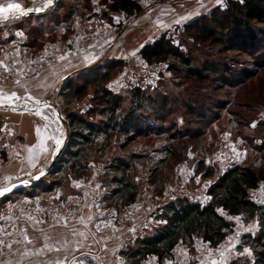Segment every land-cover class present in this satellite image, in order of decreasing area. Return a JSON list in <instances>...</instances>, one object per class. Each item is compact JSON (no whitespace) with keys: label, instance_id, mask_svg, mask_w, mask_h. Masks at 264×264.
<instances>
[{"label":"rangeland","instance_id":"374dc122","mask_svg":"<svg viewBox=\"0 0 264 264\" xmlns=\"http://www.w3.org/2000/svg\"><path fill=\"white\" fill-rule=\"evenodd\" d=\"M53 1L0 0V4L20 3L25 10L42 11L52 5L43 13L0 24V103L49 100L62 113L67 109L99 122L103 119L102 94L93 85L79 101L67 107L59 95L65 83L78 84L80 77L93 73L109 77L101 85L124 97V110L132 98L140 103L136 95L142 93L144 119L153 116L154 122L144 124L143 134L123 149L118 145L125 142L124 135L103 150V140L97 139L87 153L89 169L84 177L75 178L68 168L59 167L37 186L2 197L0 208L5 211L0 212V219H10L9 212L24 213L27 209L34 214L38 209L39 232L62 230L57 241L68 245L71 240V244L83 247L80 245L85 243L84 237L76 243L65 231L86 227L97 251L111 242L108 234L97 229L98 226L104 231L107 226L115 234L125 233L124 242L115 238L113 244H108L122 245L114 260L109 261L130 264L121 252L135 247L138 238L153 234L164 223L160 215L167 203L181 198L205 203L207 189L220 173L233 165L257 170L262 164L264 49L238 52L221 43L195 42L185 32V25L225 8L228 0H135L142 10L129 15L111 12L110 0ZM254 28L259 29L264 42V26ZM163 35L187 53L190 66H183L176 59L153 64L142 59L141 49ZM189 69L203 73V80L187 74ZM12 93L20 98H5ZM162 101L166 106L163 113L151 109L152 104ZM45 106L0 109V139L10 145L0 153V163H10L14 173L38 172L50 162L58 140L66 135L58 115L51 117ZM118 156L132 163L130 177L138 188L135 201L127 205L108 198L113 189L107 184L112 174L106 178L103 168ZM201 162L205 166L200 168ZM207 166L213 168L210 177L203 176ZM24 174L9 180L30 176ZM249 194L264 206V181ZM18 195L25 199L17 198V205L16 201L10 206L5 204L6 199ZM82 215L91 219L84 222ZM226 218L233 224L232 230L217 246L196 238L192 245L179 243L171 258L160 261L150 255L138 264L253 261V249L244 243L243 236L257 235L259 218L247 220L243 214ZM5 220H0V260L11 252L6 248L11 234ZM104 221L108 225L103 226ZM109 230L106 232L111 233Z\"/></svg>","mask_w":264,"mask_h":264},{"label":"trees","instance_id":"16d2710c","mask_svg":"<svg viewBox=\"0 0 264 264\" xmlns=\"http://www.w3.org/2000/svg\"><path fill=\"white\" fill-rule=\"evenodd\" d=\"M110 11L115 13L134 14L142 10L141 4L135 0H110ZM264 26V0H228L225 8L213 10L209 17H199L184 26L185 32L195 42L221 43L229 50L249 53L253 49H264L259 29L254 26ZM142 59L153 64L168 59H176L183 66H190L191 61L187 53L176 46L166 35L146 44L140 51ZM170 68L173 69V67ZM90 69H85L88 72ZM197 80L204 78L198 70L187 71ZM82 75V74H81ZM80 83H65L60 91L64 106L79 101L86 90L93 85L98 93H101L103 107L100 111L99 122L90 120L87 116L75 111L65 109L63 115L70 125V138L59 163L47 175H52L55 170L66 167L75 178L86 176L88 171L87 153L97 139L103 140L102 150L112 142H119L124 135L125 142L119 143L123 149L137 136L142 135L144 124L154 122L153 116H146L142 104L144 95L138 93L136 97L140 103L132 98L126 109H123V98L119 93L101 85V81L109 77L94 75L80 77ZM73 82V81H72ZM79 82V81H78ZM168 105V104H167ZM159 106V107H158ZM125 108V107H124ZM163 113L166 106L152 104L151 109ZM171 109V107H170ZM0 119V130H1ZM151 126V125H148ZM0 153H3L0 150ZM205 166L202 162L200 168ZM62 166V167H61ZM132 163L121 157H114L104 168L105 176L112 174L108 185L113 186L108 198L122 200L123 205L135 201L137 185L130 177ZM213 168L207 166L204 177H210ZM46 176V175H45ZM43 177L32 187L37 186ZM264 181V160L257 170L251 167L233 165L220 173L218 178L207 189L208 200L205 203L192 201L187 198L177 199L167 203L162 209L160 218L164 223L156 231L148 236L138 238L137 245L128 251L121 253L130 264H138L150 255H155L160 261L173 256V250L179 243L192 245L196 238H201L212 247L217 246L231 232L233 224L226 215L243 214L247 220L259 218L260 231L256 236L246 234L244 243L253 249V261L245 264H264V206L258 204L250 197V191L256 189ZM108 187V186H107ZM26 188V187H25ZM24 189V188H23ZM20 189L14 193L21 192ZM7 197V196H5ZM221 211L224 213H221ZM226 214V215H225Z\"/></svg>","mask_w":264,"mask_h":264},{"label":"crops","instance_id":"0c3cea01","mask_svg":"<svg viewBox=\"0 0 264 264\" xmlns=\"http://www.w3.org/2000/svg\"><path fill=\"white\" fill-rule=\"evenodd\" d=\"M81 67L84 66H80L79 68ZM2 141L3 140L0 139V149L7 150V147L10 145H8V143H2ZM50 159L51 156L49 160ZM32 173L35 172L23 170L17 172L15 171L14 173V171L10 167V163H6V165L0 163V185H4L6 183L14 181L9 179L17 175H30ZM17 198L20 200L25 199L22 198L21 195H18L11 199H6L4 202L5 204H8V206H10L9 204H12L11 202L14 203ZM27 200H30V198H28ZM14 204L17 205L19 204V202L16 201ZM31 208L32 206H30V209ZM2 211L5 210L0 208L1 213ZM8 216L10 219L1 218L0 220L3 221L4 219H6L4 222L8 224L7 228L9 227L8 232L11 234V237L9 238L8 247L6 248H9L11 252L10 255H8L5 259L0 260V264H105V260H107L106 264H125L123 261L118 260H116L115 262L109 261L114 260V257L117 256V250L122 245L120 244L119 247L118 245L108 244H113L115 238L122 242H124L125 239V233L122 234L121 232H118L117 234H115L113 232V229L109 230V228L106 226L108 225L109 220L102 223L103 226H106L104 231L99 229L98 226L97 229L98 232L108 234V241L111 239V242L109 241L108 244L103 245L102 249L97 251L92 246V237H90L87 233V231L89 230L86 227H84L83 229L80 228L81 231H76L75 228H68L67 230L69 231H65L70 234V237L76 243H78L77 240L79 239V237H84L85 243L83 245H80L83 247H77L75 243L71 244V240H69L68 245L62 244L60 241H57L60 236V231L62 230L52 229L48 232H39V228H37L36 223V219L38 217V209L35 210L34 214H30V211L26 209L24 210V213L15 211L9 212ZM82 217L83 221L85 219L84 222H86V220L88 219H91V217H88L87 215H82ZM108 230L111 233L106 232ZM1 240L3 239L0 238V241Z\"/></svg>","mask_w":264,"mask_h":264},{"label":"water","instance_id":"95a60500","mask_svg":"<svg viewBox=\"0 0 264 264\" xmlns=\"http://www.w3.org/2000/svg\"><path fill=\"white\" fill-rule=\"evenodd\" d=\"M55 2H56V0L53 1V3H55ZM50 6H52V5H50ZM50 6H47L46 9L45 10L43 9L42 11H37L35 9H32L31 11L28 12L27 15L20 16L19 18L27 17V16L33 15V14L43 13L47 9H49ZM12 20H14V19H9L7 21L0 20V24H2L4 22H10ZM45 105H49L51 107L56 108V105H54L51 101L46 100L44 102H42V101L2 102V103H0V109H3V108L38 109L39 107L45 106ZM58 117H59L60 121L65 125V128H66V135H65V138H64V141H63L61 147L57 150L55 155L50 159V162L46 166H44L42 169H40L38 172H36L35 174L23 177V178L18 179L16 181L6 183L4 185H0V189H4V188L10 189L9 191L4 192L3 195H0V198L37 183L42 177L49 174L55 168V166L59 163L60 157L63 155L65 148L67 147L69 138H70V125H69L66 117L63 115L62 112L58 111Z\"/></svg>","mask_w":264,"mask_h":264},{"label":"snow or ice","instance_id":"6c2138e0","mask_svg":"<svg viewBox=\"0 0 264 264\" xmlns=\"http://www.w3.org/2000/svg\"><path fill=\"white\" fill-rule=\"evenodd\" d=\"M52 0H48V3L51 4ZM31 9L25 10L22 8L20 3L8 2L6 4H0V20L7 21L9 19H17L20 16L27 15ZM179 23V21H177ZM13 97L19 99L16 93H12L10 96L5 97L8 100H11ZM10 189L4 188L0 189V195H3L4 192L9 191ZM247 252L248 250L245 249Z\"/></svg>","mask_w":264,"mask_h":264},{"label":"bare ground","instance_id":"6f19581e","mask_svg":"<svg viewBox=\"0 0 264 264\" xmlns=\"http://www.w3.org/2000/svg\"><path fill=\"white\" fill-rule=\"evenodd\" d=\"M44 109L46 110V112L51 116V117H53V118H56L57 117V115H58V111L54 108V107H51V106H49V105H46L45 107H44ZM64 138H65V136L62 138V139H59L58 140V145H57V148L60 146L61 147V145H62V143H63V141H64ZM59 147V148H60ZM58 148V149H59ZM57 149V150H58ZM57 152V151H56Z\"/></svg>","mask_w":264,"mask_h":264}]
</instances>
